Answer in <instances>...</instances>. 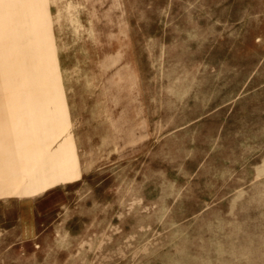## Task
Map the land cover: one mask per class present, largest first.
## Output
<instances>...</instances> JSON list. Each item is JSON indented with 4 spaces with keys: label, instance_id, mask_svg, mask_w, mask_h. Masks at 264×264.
<instances>
[{
    "label": "rangeland",
    "instance_id": "rangeland-1",
    "mask_svg": "<svg viewBox=\"0 0 264 264\" xmlns=\"http://www.w3.org/2000/svg\"><path fill=\"white\" fill-rule=\"evenodd\" d=\"M8 104L0 264H264V0H0Z\"/></svg>",
    "mask_w": 264,
    "mask_h": 264
},
{
    "label": "crops",
    "instance_id": "crops-1",
    "mask_svg": "<svg viewBox=\"0 0 264 264\" xmlns=\"http://www.w3.org/2000/svg\"><path fill=\"white\" fill-rule=\"evenodd\" d=\"M6 113L7 114L4 115V110L0 106V130H2L3 128H5V130H10V118L7 117V116H10V114H11L10 104H8V106L6 108ZM7 133H8L7 135L10 134L9 131ZM2 140L3 139H0V145H1V143H3ZM0 159L8 160V158L5 159V157H2V156H0Z\"/></svg>",
    "mask_w": 264,
    "mask_h": 264
},
{
    "label": "bare ground",
    "instance_id": "bare-ground-1",
    "mask_svg": "<svg viewBox=\"0 0 264 264\" xmlns=\"http://www.w3.org/2000/svg\"><path fill=\"white\" fill-rule=\"evenodd\" d=\"M37 108L41 110L40 106H37ZM25 122L27 130L33 131L34 129H38L37 125L31 120V118H27Z\"/></svg>",
    "mask_w": 264,
    "mask_h": 264
}]
</instances>
